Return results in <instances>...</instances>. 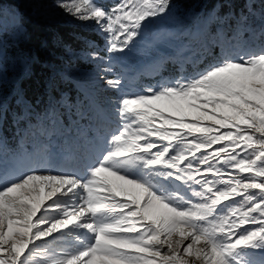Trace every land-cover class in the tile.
<instances>
[{
    "label": "snow or ice",
    "instance_id": "snow-or-ice-1",
    "mask_svg": "<svg viewBox=\"0 0 264 264\" xmlns=\"http://www.w3.org/2000/svg\"><path fill=\"white\" fill-rule=\"evenodd\" d=\"M82 3L84 11L75 2L63 7L97 22L111 34L109 51L121 54L148 18L167 16L171 7L170 0H122L105 11ZM196 76L119 97L118 134L98 110L89 148L60 168L67 174H37L51 167L44 159L18 182L0 173V264H192L188 257L251 264L248 257L264 253V49L223 54ZM107 84L125 87L122 78ZM46 87L54 91L56 80ZM213 145L220 146L207 151ZM221 161L248 175L229 174L223 190L215 188L208 174L222 177ZM181 191H193L200 202ZM236 196L246 210L217 216L216 206ZM54 245L67 250L54 253Z\"/></svg>",
    "mask_w": 264,
    "mask_h": 264
},
{
    "label": "rangeland",
    "instance_id": "rangeland-1",
    "mask_svg": "<svg viewBox=\"0 0 264 264\" xmlns=\"http://www.w3.org/2000/svg\"><path fill=\"white\" fill-rule=\"evenodd\" d=\"M15 1L20 5V8L6 7L4 9L6 10V12L4 11L5 18L1 19L2 29L0 32H4L6 35L1 37L0 44V117L7 110L12 111L11 115L15 120H18L23 114L24 125L22 128H25L18 133L19 139L26 141L27 138H30L31 142L34 141L32 147L35 146V149L31 148L26 151L24 158L21 155L18 157L17 154H6V150L0 148V173L16 182H18L16 178L30 174L29 169L35 168L41 159L50 161L51 167L44 165L42 167L47 170L39 171L37 174H67L60 168L66 161H79L85 149L89 148L91 133L98 126V110H103L108 115L109 124L112 129L117 131V134L118 131L123 130L120 128L119 118L115 115L114 102L122 96L135 98L137 95L146 94L145 89L148 87L158 88L161 84L175 82L177 79L174 81L161 79V71L168 60L177 62L179 69H182L186 64L195 60L194 55L200 51L202 45H205L204 49L210 53L213 52V45L217 47L220 50V59L223 54L236 55L245 52L259 54L264 49V23L260 25L262 26L261 38H263L260 44L261 48H259L258 42H255L259 30L253 26L255 21L253 17H257L260 12L256 10L257 5L253 3L254 0H245L246 7L248 5L247 11H240V14L233 17L235 19L233 22L226 21L225 28L217 22L220 17L217 9L207 10L208 1L205 3L200 0L186 8L181 0H170L171 7L168 15L161 18H148L150 22L144 27L142 34L136 38L135 44L130 46L131 50L125 49L122 54L109 51L111 34L102 31L97 22L78 18L63 7L65 4L71 5L75 2L80 4L84 11L82 0ZM87 2L95 3L103 10L110 11L122 0H87ZM230 9L227 12L229 17L234 15ZM249 11L251 12L247 16ZM85 14L87 13L85 12ZM23 20L48 25L58 22L66 23L76 29L88 30L103 36V45H105L103 47L89 38L80 36L85 43L90 45V53L82 49H67V62L55 66L51 63L56 71L64 72L81 89L83 99L75 104L77 107L64 101L55 103L54 100H49L46 103V108L38 111L36 105L29 103L24 98L19 85L29 71L27 61L31 54L22 47L29 35ZM214 28H217L216 33L212 35L210 30L213 31ZM40 43L41 46H45V39ZM257 44L258 46H256ZM100 49L103 50V55ZM43 62L45 64L44 60ZM83 64L85 66H82ZM141 76L152 77L154 83L147 81L141 89H135L131 83ZM182 77L198 78L196 73ZM121 78L125 81V87L121 91L107 84L109 80ZM12 104L15 105V109L20 107V110H12ZM85 118H88V121ZM189 122L191 121L189 120ZM206 124L211 126V122H206ZM135 127L137 125H133V128ZM227 130L221 129L220 131L222 133ZM151 139L157 142V138L152 137ZM219 146L213 145L212 149L207 151H213ZM0 147H2L1 143ZM175 147L179 149L183 146L176 144ZM24 148L27 149L26 146ZM237 151L240 150L237 149ZM201 152H205V150L202 149ZM243 156L244 154L241 153L238 159ZM189 158L191 159V157ZM24 159L25 161H23ZM218 167H222L224 175L216 177L213 174H208V179L217 180L214 187L221 190L224 188L223 181L229 179V174L248 175L239 173L231 165L223 164V161ZM193 190L200 191V186L193 185ZM172 194L175 195V192L173 191ZM180 194L191 200L193 204L199 203L201 199L195 196L193 191H181ZM232 208L246 210L243 196L223 201L216 206V214L217 216L225 215ZM245 227L252 226L246 225ZM174 238L179 239L178 234ZM190 242V239H186L181 247L187 246ZM40 243L37 241V244ZM52 248L54 253L67 250L55 245ZM262 258H264V253L259 251L248 257L251 264H259ZM187 259L192 264H199L193 257Z\"/></svg>",
    "mask_w": 264,
    "mask_h": 264
},
{
    "label": "trees",
    "instance_id": "trees-1",
    "mask_svg": "<svg viewBox=\"0 0 264 264\" xmlns=\"http://www.w3.org/2000/svg\"><path fill=\"white\" fill-rule=\"evenodd\" d=\"M185 7H190L194 2L200 0H181ZM202 1V0H201ZM208 5L206 6L209 10L217 9L218 15V24H221L222 27L225 28V22H233L235 19L233 18L235 15L240 14L241 12H246L248 9V5L246 7L245 0H203ZM218 3V4H217ZM253 3L257 5L256 10L259 13L257 17H253L255 19L253 26H256V29L259 30L257 34V39L255 42H258L259 48H261L260 44L263 41L261 38V24L264 23V0H254ZM254 5V4H253ZM6 7H16L20 8V5L15 0H0V31L1 27V19L5 18ZM246 7V8H245ZM234 13L231 17H229L227 12L229 11ZM5 11V12H4ZM249 11L247 16H249ZM229 17V18H228ZM23 24L26 27V32L29 33L27 41L22 44L25 51H29L31 57L33 58L31 71H27V75L20 81L19 88L23 93L24 98L31 104L36 105V109L39 111L40 109L44 110L46 108V103L49 100H54L55 103L67 102L73 106L80 102L83 98V93L81 89H79L74 81L69 79L64 72H58L54 69L53 65H60L68 59L66 56L67 49L68 50H85L90 53V45L85 43L82 39L83 36L85 38H89L93 40L97 45L103 47L104 38L103 36L95 33H91L90 31H83L81 29H76L69 24L66 23H56L52 25L35 23L32 21L23 20ZM216 29L210 30L212 35L216 33ZM4 32H0V44L2 42L1 37L5 36ZM45 39V46H41V41ZM258 44L256 46H258ZM205 45L200 47V51L194 55L195 60L189 64H186L182 69H179L177 62H173L168 60L162 69L161 79H165L166 81H174L184 75H190V73H197L210 64H213L220 59V50L213 45V52H207L204 49ZM103 53V50L100 49ZM29 54V55H30ZM45 61V64L43 62ZM78 63V62H77ZM82 66H85L84 64ZM49 78H53L56 80V88L53 91L51 88H47V82ZM149 81L150 83H154V79L150 76H141L138 77L136 81H132L131 85L135 89H141L142 86L146 85L145 83ZM13 107L12 110H20L15 109V105H11ZM77 107V106H76ZM75 109V108H74ZM12 112V111H11ZM10 110H7L2 117H0V143L2 144L1 149L6 150V154L12 155L17 154L19 157L21 155L24 158L26 151H29L31 148L35 149V146L32 147L30 138H27L26 141H21L19 138V134L24 128L22 117H19L18 120H15L11 115ZM62 116L65 117L64 114ZM25 117V116H24ZM88 121V118H85ZM92 131V130H90ZM26 146L27 149L24 148ZM1 153V152H0ZM4 160V159H2ZM10 160V159H9ZM15 161V160H14ZM25 161V159L23 160Z\"/></svg>",
    "mask_w": 264,
    "mask_h": 264
}]
</instances>
